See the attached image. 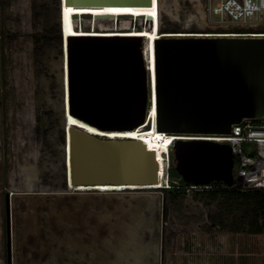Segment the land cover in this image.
<instances>
[{"label":"rangeland","instance_id":"rangeland-1","mask_svg":"<svg viewBox=\"0 0 264 264\" xmlns=\"http://www.w3.org/2000/svg\"><path fill=\"white\" fill-rule=\"evenodd\" d=\"M204 1L159 0V36L238 31L212 25ZM60 11L58 0H0V264H9L8 204L11 264H264L248 209L209 189L64 191ZM77 23L91 34L150 24Z\"/></svg>","mask_w":264,"mask_h":264},{"label":"water","instance_id":"water-1","mask_svg":"<svg viewBox=\"0 0 264 264\" xmlns=\"http://www.w3.org/2000/svg\"><path fill=\"white\" fill-rule=\"evenodd\" d=\"M64 2L152 6L154 0H59L60 10ZM131 17L73 14L75 22L152 21L151 15ZM209 35L166 33L157 38L155 89L143 37L70 35L66 50L62 41L68 67V104L66 100L63 104L67 117L63 127L67 151L64 191L78 194L103 187L115 192L160 189L149 188L159 183L158 162L144 142L99 135L145 125L153 97L156 129L174 138L170 152L182 181L188 186L235 185L231 145L211 138L233 134L235 126L245 120H264V36ZM69 117L88 128L70 126ZM243 149L256 155L251 142H244ZM6 223L11 264L9 204Z\"/></svg>","mask_w":264,"mask_h":264},{"label":"built area","instance_id":"built-area-1","mask_svg":"<svg viewBox=\"0 0 264 264\" xmlns=\"http://www.w3.org/2000/svg\"><path fill=\"white\" fill-rule=\"evenodd\" d=\"M206 8L212 25L218 28H239V26L249 28L256 24L261 14L264 13V0H207ZM218 16L220 20L216 19ZM217 35L264 36V33L226 32ZM212 139L215 142L226 143L232 147L236 162V183L233 186L234 188L242 191L264 190V120L258 122L245 120L242 124L235 126L233 134L216 136L212 137ZM244 142L255 144V156H251L244 151ZM163 154L165 188L212 189L211 185L188 186L182 183L181 178L179 180H172L169 176L171 167L170 152L168 150L166 153L163 152Z\"/></svg>","mask_w":264,"mask_h":264},{"label":"bare ground","instance_id":"bare-ground-1","mask_svg":"<svg viewBox=\"0 0 264 264\" xmlns=\"http://www.w3.org/2000/svg\"><path fill=\"white\" fill-rule=\"evenodd\" d=\"M159 10H160V2L159 0H154V3L152 6H112V5H79V4H67L63 3V8L61 10V29H62V41L64 42L63 46L64 50L67 48V39L68 36L74 35V36H136V37H143L144 38V44H145V56L147 59V63L149 65V68H151L152 73V85L155 89V40L157 38H160L162 36H159ZM92 13V14H112L114 16H125L134 18L135 16L143 15V16H152V21L149 24L150 30L148 31H142V32H128L127 34H119L118 32L114 33H86V32H80L75 28V20L73 19L74 13ZM183 36H195V34H182ZM200 36V35H199ZM212 36V35H209ZM65 40V41H64ZM67 54L66 52L63 54V90H64V102L66 100V103L68 104V96H67V90H68V78H67ZM153 106L150 108V113L148 117V121L145 125L142 127L126 131V132H114V133H108L107 135L105 133H100V136H107L108 138H115V139H133V140H141L146 144L148 149L150 151H153L155 153L157 162H158V175H159V183L156 186L149 187V188H161L165 185V178H164V171H163V159H164V153H166L168 150L172 149L174 138L172 136H169L165 133H160L156 129V103H155V97H153ZM67 120V117H65ZM68 124L71 125H78L82 127H86L84 123L80 122L74 117H69ZM88 128V127H86ZM92 132H96L95 129L90 128L89 129ZM211 140L214 141V139L211 138ZM216 140V139H215ZM66 152V158H67V151ZM94 188H88V190H93ZM81 190H87V189H81ZM94 190L97 191H109L108 188H95ZM110 192V191H109ZM106 192V193H109ZM104 193V192H103Z\"/></svg>","mask_w":264,"mask_h":264},{"label":"trees","instance_id":"trees-1","mask_svg":"<svg viewBox=\"0 0 264 264\" xmlns=\"http://www.w3.org/2000/svg\"><path fill=\"white\" fill-rule=\"evenodd\" d=\"M58 6H60L58 0ZM75 26L78 27V23H75ZM150 30L149 24L145 28L139 30L138 28H132L129 32H142ZM116 32V31H115ZM161 33H165L162 32ZM58 40L60 42V46H62V34L59 30L57 33ZM171 158V167L169 176L172 180H179L180 176L174 169L173 165V155L170 153ZM183 184H185L182 181ZM212 189L208 191L210 195L217 198H222L226 200V202H232L236 206H244L248 209L249 214L254 219L252 226L256 229V232L259 234H264V190H253V191H242L236 189L234 187H226L224 184L214 183L211 185ZM162 188V187H161ZM163 192H166L168 195L170 194L173 197H178L180 194H184V190L182 188L173 187L171 189H160ZM165 207V206H164ZM166 211V210H164Z\"/></svg>","mask_w":264,"mask_h":264},{"label":"crops","instance_id":"crops-1","mask_svg":"<svg viewBox=\"0 0 264 264\" xmlns=\"http://www.w3.org/2000/svg\"><path fill=\"white\" fill-rule=\"evenodd\" d=\"M263 17H264V13H262L261 14V16L259 17L260 19H259V21H258V23L257 24H254L253 26H250L249 28H233V27H222V28H220V29H222V30H228V29H236V30H238L237 32H239V33H245V32H251L252 34H257V33H264V32H259L258 30L260 29V28H262V27H264V20H263ZM216 29H218V28H216ZM234 32H236L235 30H234Z\"/></svg>","mask_w":264,"mask_h":264},{"label":"clouds","instance_id":"clouds-1","mask_svg":"<svg viewBox=\"0 0 264 264\" xmlns=\"http://www.w3.org/2000/svg\"><path fill=\"white\" fill-rule=\"evenodd\" d=\"M119 34H127V33H124V32H122V33H119ZM170 152V151H169ZM171 153V152H170ZM165 178V177H164ZM163 188H165L164 186H162V188H160V189H163ZM159 189V190H160ZM166 189H168V188H166ZM95 191H97V190H95ZM97 192H99V193H106L107 191H97ZM109 192V191H108ZM111 193H113V192H115V191H110Z\"/></svg>","mask_w":264,"mask_h":264},{"label":"flooded vegetation","instance_id":"flooded-vegetation-1","mask_svg":"<svg viewBox=\"0 0 264 264\" xmlns=\"http://www.w3.org/2000/svg\"><path fill=\"white\" fill-rule=\"evenodd\" d=\"M204 3L207 4V0H205ZM163 254H164V251H163Z\"/></svg>","mask_w":264,"mask_h":264}]
</instances>
